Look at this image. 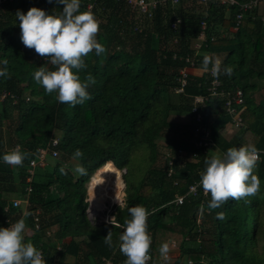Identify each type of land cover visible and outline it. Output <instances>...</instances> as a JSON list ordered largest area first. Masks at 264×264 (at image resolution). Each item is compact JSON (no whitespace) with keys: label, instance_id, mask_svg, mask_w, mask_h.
<instances>
[{"label":"trees","instance_id":"1","mask_svg":"<svg viewBox=\"0 0 264 264\" xmlns=\"http://www.w3.org/2000/svg\"><path fill=\"white\" fill-rule=\"evenodd\" d=\"M89 2H94L96 39L105 52L97 56L92 50L83 57L86 67L79 76L83 81L90 75L94 82L87 88L89 99L74 106L58 102L55 93H45L32 79L47 59L22 44L15 17L17 10L32 6L59 12L63 5L49 0L0 4V59L7 61L0 65L7 68L0 77V154L17 145L26 153L19 166L0 161V226L23 218L25 240L41 251L46 264H102L104 259L124 264L120 224L128 217V207L143 205L150 212L146 264H264V13L258 8L247 12L236 28L238 5L221 0L165 1L151 17L126 0H81L79 10H88ZM202 30L206 38L196 49ZM206 54L218 57L222 68L231 67L230 76L218 75L219 88L231 95L241 89L244 102L243 124L227 137V97L206 100L200 107L202 124L214 145L203 148L193 142L192 106L194 96L208 93L209 72L201 70ZM185 67L187 83L183 92H176ZM173 111L188 113L190 121L178 125L185 132L169 137L161 149L157 140L176 125L169 119ZM237 144L258 149L253 172L259 188L208 209L210 194L200 185L190 192V186L199 183L206 156ZM48 146L58 153L49 156L55 161L35 166L31 174L29 161L38 148ZM76 149L81 157H73ZM180 150L186 153L180 155ZM108 163L125 169L123 204L115 206L116 223L94 222L87 213L88 182ZM77 165L86 173H75ZM179 195L185 196L181 204ZM15 199L23 201L14 205ZM109 232L112 247L104 243ZM162 243L168 244V252L177 248L179 254L165 259L159 251Z\"/></svg>","mask_w":264,"mask_h":264},{"label":"clouds","instance_id":"2","mask_svg":"<svg viewBox=\"0 0 264 264\" xmlns=\"http://www.w3.org/2000/svg\"><path fill=\"white\" fill-rule=\"evenodd\" d=\"M49 2L63 5L62 10L47 12L32 6L26 12L16 11L15 17L20 28L19 39L25 47L34 49L41 57H46L47 64L53 66L49 68L47 64H42L31 74L32 79L43 87L45 93H55V98L61 103L66 102L72 106L82 104L89 99L87 88L94 82L90 75L83 81L79 76V70L86 67L83 57L92 50L97 56L105 52L104 45L96 39L99 21L90 10H79L81 0ZM6 64V60L0 59V65ZM221 65L222 61L218 57L206 54L201 61V70L211 71L213 76L220 74L230 76L231 67L222 68ZM6 73L7 68L0 67V77ZM82 155L80 149L73 152L74 158ZM25 157L26 153L17 145L0 154V161L19 166ZM258 159V149L254 144L229 147L220 155L206 156L199 185L204 192L210 194L207 208H219L228 198L235 200L255 193L260 182L253 169ZM123 170L125 173V169ZM60 171L63 173L64 169L61 168ZM75 172L85 174L86 169L77 165ZM107 201L110 199L107 198L104 202L107 204ZM114 204L119 205V202ZM200 211H204L203 206ZM127 212L128 217L120 224L119 251L126 257L124 264H146L151 243L146 219L150 212L143 205L128 207ZM217 216L222 217L223 213H217ZM112 219L113 217L110 223ZM24 229L23 218L8 224L7 227L0 226V264H46L41 251L33 243L25 240ZM104 243L109 247L113 246L110 232L104 237ZM168 250V244L162 243L159 251L165 259Z\"/></svg>","mask_w":264,"mask_h":264},{"label":"built area","instance_id":"3","mask_svg":"<svg viewBox=\"0 0 264 264\" xmlns=\"http://www.w3.org/2000/svg\"><path fill=\"white\" fill-rule=\"evenodd\" d=\"M16 0H0V4L6 2V3H12ZM134 9H137L139 12L147 15L152 16L153 10L159 5L164 3L165 1H170L172 4H177L180 1H190V0H126ZM199 3L207 4L209 0H198ZM222 3L228 4V5H238V12L236 13V28L241 23L242 19L244 18L245 14L251 10H254L260 6L261 3L264 2V0H246L244 2H238L237 0H221ZM94 6V2H89L87 4V9L92 12V8ZM264 18V15H263ZM179 23V19L172 22V27H175ZM203 29L205 28L206 24L203 22L202 24ZM235 29V28H234ZM206 34L204 30L201 31V33L198 36V40L195 43V48L199 49L202 45V42L205 40ZM176 40V39H175ZM189 60V58H187ZM180 75V86L176 88V92H183L184 86L187 83V76L189 72V67L183 68ZM209 72V85L207 86V94L202 95H196L194 96L193 106H192V112L195 115V122L196 126L194 128L193 132V142L197 147H212L214 145V142L210 139V133L206 126L202 124V113L200 111V107L203 106L208 100L209 97H220L226 96L225 100V109L228 114L231 115V122L230 125L233 127L239 128L243 124V119L241 116L242 110H243V93L241 89H237L236 93L234 95H231V92H227L224 90H220L219 86L221 85L219 76H213L211 71ZM5 97V93L2 94L1 99ZM53 144H57V140H53ZM50 148L48 147H40L38 148V151L36 155L29 161V172L33 174L34 170L33 168L37 165H45L47 163L48 157L51 156H57L58 153L56 150H53L50 152ZM186 152L184 150H180V155H184ZM32 177L28 176V180L31 181ZM198 184H193L190 186V192H196L198 189ZM29 191L31 190V186L28 187ZM124 187L122 188L123 191ZM204 192V190H203ZM206 194V192H204ZM123 194V192H122ZM185 196L179 195L177 196L176 201L181 204L184 201ZM23 200L15 199L14 205H18ZM119 204H123V198L120 199ZM105 208V210H103ZM115 204L113 201H107V204L103 202V207L99 206H92V202H90V205L88 207V212L90 217L98 218L99 221H105L107 223H110V219H112V223H116L115 221ZM36 228H39V225H36ZM49 233H52V231H49ZM175 244V243H174ZM173 244V245H174ZM148 259L150 258V254L147 253ZM169 256V252L167 257ZM102 264H112L111 259H104Z\"/></svg>","mask_w":264,"mask_h":264},{"label":"bare ground","instance_id":"4","mask_svg":"<svg viewBox=\"0 0 264 264\" xmlns=\"http://www.w3.org/2000/svg\"><path fill=\"white\" fill-rule=\"evenodd\" d=\"M124 181L119 171L114 170L110 163L103 165L89 182L88 193L92 206L103 207L106 197L116 200L122 195ZM115 203V202H113Z\"/></svg>","mask_w":264,"mask_h":264},{"label":"rangeland","instance_id":"5","mask_svg":"<svg viewBox=\"0 0 264 264\" xmlns=\"http://www.w3.org/2000/svg\"><path fill=\"white\" fill-rule=\"evenodd\" d=\"M197 7H199V5H198ZM169 119H170L171 122H173V123L176 124V125H174L173 127L168 128V129L165 131V134L162 135V137H160V138L157 140V142L159 143L161 149L164 148L163 146L166 145V143H167L169 137H171V136H178V135H181L182 132H185V131H184V128H183L182 126H178V125H185V124H188L189 121H190V115H189L188 113L174 112V111H173V112L171 113ZM177 126H178V127H177ZM226 127H227V128L224 130V133H225V135H226L227 137L232 136V135L235 134V133L238 131V129H239V128L233 127V126L230 125V124H227ZM160 160H161V158H160ZM47 161H48L49 163H53V162L55 161V158H50V157H48ZM73 163H77V161H76V160H73ZM110 165H111V163H110ZM111 167H112V165H111ZM112 168H113V167H112ZM113 169H114V168H113ZM114 170H116V169H114ZM73 171L75 172V170H73ZM116 171H119V172H120V174H121V178H122V175L124 174V170H116ZM75 173H77V172H75ZM91 178H92V177H91ZM122 180H123V178H122ZM89 182H90V181H89ZM89 182H88V185H89ZM121 197H122V195L120 196V198H118V199H116V200H114V201H113V200H110V201H113V202H119L120 199H121ZM88 198H89V193H88ZM107 198L110 199L109 197H106L105 200H106ZM89 200H90V198H89ZM105 200H104V201H105ZM103 210H105V208H103ZM87 213H88V215H89L88 210H87ZM89 218H90L91 220H93L94 222L99 221V219H98L99 217H98V218H93V219H92V218L90 217V215H89ZM169 254H170L171 256H172V255H178V254H179V251H178L177 248H175V249H173V250H170V251H169Z\"/></svg>","mask_w":264,"mask_h":264},{"label":"crops","instance_id":"6","mask_svg":"<svg viewBox=\"0 0 264 264\" xmlns=\"http://www.w3.org/2000/svg\"><path fill=\"white\" fill-rule=\"evenodd\" d=\"M191 1H193V0H191ZM258 10H259V13L260 14H263L264 13V2L260 4V6L258 7Z\"/></svg>","mask_w":264,"mask_h":264},{"label":"water","instance_id":"7","mask_svg":"<svg viewBox=\"0 0 264 264\" xmlns=\"http://www.w3.org/2000/svg\"><path fill=\"white\" fill-rule=\"evenodd\" d=\"M239 145H241V144H237V146H239Z\"/></svg>","mask_w":264,"mask_h":264}]
</instances>
